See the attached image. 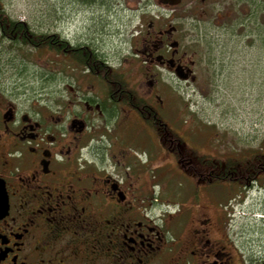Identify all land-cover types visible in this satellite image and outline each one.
<instances>
[{"label": "flooded vegetation", "instance_id": "1", "mask_svg": "<svg viewBox=\"0 0 264 264\" xmlns=\"http://www.w3.org/2000/svg\"><path fill=\"white\" fill-rule=\"evenodd\" d=\"M148 1L156 4L152 20L132 44L151 79L148 94L139 96L98 48L60 35L53 51L70 56L72 72L82 69L70 75L64 101L27 107L0 92V264H264V249L236 233L233 206L210 199V205L156 211L137 173L139 158L120 150L128 132L133 136L134 123L125 120L139 118L157 133L164 154L196 179L177 160L182 140L153 106L155 99L164 105L155 93L159 77L167 72L197 82L196 68L211 61L203 38L187 46L186 19L197 18L202 27L226 14L232 22L217 29L240 38L244 19L264 12V0Z\"/></svg>", "mask_w": 264, "mask_h": 264}, {"label": "rangeland", "instance_id": "2", "mask_svg": "<svg viewBox=\"0 0 264 264\" xmlns=\"http://www.w3.org/2000/svg\"><path fill=\"white\" fill-rule=\"evenodd\" d=\"M2 2L13 19L27 22L36 32L98 48L115 70L129 76L130 86L139 96L150 92L151 79L145 77L142 58L134 57L132 44L139 35L138 28L152 20L149 10L156 4L148 0H99L93 4L81 0ZM259 14L244 19L247 29L240 38L217 29L232 22L226 14L215 21L208 20L202 27L197 18L185 20L190 30L187 46L203 38L211 61L196 68L197 82L180 81L162 73L155 93L164 105L160 106L156 99L153 102L163 122L179 135L183 150L211 157L222 165L264 155V12ZM71 61L70 56L45 47L11 45L0 35V92L5 99L18 100L27 107L34 104L45 108L52 98L61 103L70 93V75L82 74L81 68L72 72L75 66ZM127 121L134 123L133 136L128 132L122 138L120 150L139 158L137 173L143 175L142 181L151 191L145 193L149 206L157 211L161 206L210 205V199L214 206H233L230 213L236 233L254 239L255 250L264 249V175L247 189L229 183L202 188L173 155L164 154V145L152 128L139 118Z\"/></svg>", "mask_w": 264, "mask_h": 264}, {"label": "trees", "instance_id": "3", "mask_svg": "<svg viewBox=\"0 0 264 264\" xmlns=\"http://www.w3.org/2000/svg\"><path fill=\"white\" fill-rule=\"evenodd\" d=\"M86 4L97 3L99 0H81ZM0 35L11 45L27 46L34 49L48 48L54 50L56 37L54 34L36 32L27 22L13 19L5 10L2 0H0ZM58 49H65L60 46ZM81 57V56H80ZM83 58V57H81ZM78 58V59H81ZM150 121L156 126V120ZM173 138H178L176 135ZM169 148V143L166 144ZM185 157L183 159L182 157ZM177 160L184 169L195 173L197 181L216 183L226 182L232 185H239L244 189L252 187L264 175V155L244 158L238 161H229L225 165L211 157L200 156L188 149H182V153H177ZM208 172L211 175L204 177L202 173Z\"/></svg>", "mask_w": 264, "mask_h": 264}]
</instances>
